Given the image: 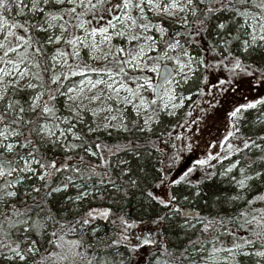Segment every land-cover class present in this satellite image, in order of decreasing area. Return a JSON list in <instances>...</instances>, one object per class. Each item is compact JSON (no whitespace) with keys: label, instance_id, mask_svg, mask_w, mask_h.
<instances>
[{"label":"snow or ice","instance_id":"obj_1","mask_svg":"<svg viewBox=\"0 0 264 264\" xmlns=\"http://www.w3.org/2000/svg\"><path fill=\"white\" fill-rule=\"evenodd\" d=\"M262 189L264 0H0V264H264Z\"/></svg>","mask_w":264,"mask_h":264},{"label":"trees","instance_id":"obj_2","mask_svg":"<svg viewBox=\"0 0 264 264\" xmlns=\"http://www.w3.org/2000/svg\"><path fill=\"white\" fill-rule=\"evenodd\" d=\"M207 42L208 41H204L205 45L207 44ZM197 50H199V46H197L196 48L193 49V55H195ZM201 54H203V53L201 52ZM193 91H195V89H193ZM185 95H188V93L185 92ZM197 98L198 97L194 96L193 100H197ZM186 111H188V108H185L181 112V116L183 115V112H186ZM255 118H256V116H255V113L253 112L252 115L249 116V119L254 121ZM153 139H155V137H153ZM116 142H117V140L115 138L110 140V143H116ZM231 143H233L235 145L240 144V142L238 140H232ZM225 150H227V142L225 143ZM220 153H221V156H224V153L221 152V150H220ZM238 158H240L238 154H232V155L228 156L226 159L213 160L210 162V164L214 165V167L210 168L209 170L215 172L217 175L214 177V182L208 181L206 186H202L204 199L200 200L198 205H196L197 210H199V208L207 205L208 207L205 209L204 214L207 215L209 210L213 214H215L219 210L218 206L216 204L217 197L218 196H225L226 197L230 194H235V193H230L227 191L229 189L228 178L221 176L220 173H222L224 171V169L229 167L231 162H233L234 160H236ZM197 172L199 174H201L203 172V170H197ZM262 191H264V189H262ZM236 203L239 204L240 202H236ZM90 204L92 207H95V208H112L114 211L117 210L116 206L112 205L111 201H109V200H99V199L90 200ZM87 206H88V204L86 203L85 209L87 208ZM224 207L229 209V211L231 213V210L233 209L234 205L225 204ZM254 207H257V208L264 207V204L257 203L256 205H254ZM236 210L238 211L239 209H236ZM125 211L129 212L130 216L135 218L137 216L138 211H139V207L134 201L133 205L131 207L125 208ZM221 215H224V213H221ZM105 223L106 222L103 220L99 221L98 226L101 228V235H103ZM152 235H154V234H152ZM224 236H226V235H224ZM220 239H223V237L221 236ZM182 240H183V233H178V234L169 233L168 234V243H169L170 247L181 244Z\"/></svg>","mask_w":264,"mask_h":264},{"label":"rangeland","instance_id":"obj_3","mask_svg":"<svg viewBox=\"0 0 264 264\" xmlns=\"http://www.w3.org/2000/svg\"><path fill=\"white\" fill-rule=\"evenodd\" d=\"M112 4H115L118 2V0H111ZM119 43V41H117ZM204 43V41L202 42ZM205 44V43H204ZM70 51V49H69ZM81 57L82 59H86L87 57V50L82 49L81 50ZM93 67H101V65H97L95 62H91ZM109 67H114V65L109 64ZM95 75V74H91ZM80 77H74L73 80L78 81ZM255 93H253L254 95ZM198 99V98H197ZM231 105H229L230 107ZM199 115L198 110L195 108V104L193 105V116L196 117ZM226 124L227 120L225 118L224 114H221L219 119L215 120L214 123L209 124L208 127L203 128V137L199 139L198 146L193 150L192 153H186L184 161L181 163L180 168H183L185 165L187 166H194V161L198 158H202L206 152V144L211 141L216 144V147L213 148L211 151L213 154L215 153H220V144L219 141L224 138L226 135ZM180 129H177V132H179ZM179 171V168L177 169ZM203 175V172L199 174L197 171L195 172L193 176V180H198L201 176ZM146 235H149L150 237L153 236L152 234L146 233ZM223 239H220L221 243L223 244L224 247H230L233 243V238L231 236H222ZM219 246V245H218Z\"/></svg>","mask_w":264,"mask_h":264}]
</instances>
